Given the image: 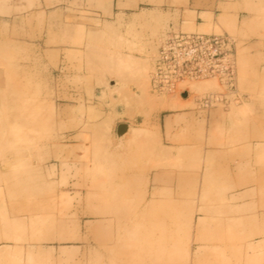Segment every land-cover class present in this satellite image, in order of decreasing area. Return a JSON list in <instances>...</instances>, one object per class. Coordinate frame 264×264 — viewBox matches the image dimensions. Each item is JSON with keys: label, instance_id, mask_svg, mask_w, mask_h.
I'll return each mask as SVG.
<instances>
[{"label": "rangeland", "instance_id": "rangeland-1", "mask_svg": "<svg viewBox=\"0 0 264 264\" xmlns=\"http://www.w3.org/2000/svg\"><path fill=\"white\" fill-rule=\"evenodd\" d=\"M106 1L0 0V264H264V0L235 90L186 97L150 83L171 14Z\"/></svg>", "mask_w": 264, "mask_h": 264}, {"label": "built area", "instance_id": "built-area-1", "mask_svg": "<svg viewBox=\"0 0 264 264\" xmlns=\"http://www.w3.org/2000/svg\"><path fill=\"white\" fill-rule=\"evenodd\" d=\"M237 42L227 33L186 32L176 27L164 33L151 73L156 93H171L191 81L217 79L235 90ZM187 92V87L180 93ZM218 94L204 97L206 105ZM238 99V98H237Z\"/></svg>", "mask_w": 264, "mask_h": 264}, {"label": "crops", "instance_id": "crops-1", "mask_svg": "<svg viewBox=\"0 0 264 264\" xmlns=\"http://www.w3.org/2000/svg\"><path fill=\"white\" fill-rule=\"evenodd\" d=\"M106 2L105 6L98 9L102 22L116 18L131 22L146 18L152 11L161 13L162 10L171 14L170 26L186 32L216 33L222 30L223 33L229 34L227 32L229 29L239 32L240 18L244 12L241 3L232 0H107ZM163 122L165 129L177 126V123L174 124L171 120ZM130 126L127 125V131ZM155 127H163L161 120L158 125L155 124ZM163 149L166 150L164 147Z\"/></svg>", "mask_w": 264, "mask_h": 264}, {"label": "bare ground", "instance_id": "bare-ground-1", "mask_svg": "<svg viewBox=\"0 0 264 264\" xmlns=\"http://www.w3.org/2000/svg\"><path fill=\"white\" fill-rule=\"evenodd\" d=\"M125 56V55H124ZM118 61V60H117ZM124 61H126V59L124 60ZM122 62H123V60H122ZM128 59H127V63L125 62V67H127L126 65H128ZM112 63V62H111ZM131 65V64H130ZM123 67H124V62H123ZM123 67H121V62L119 63V65H118V68H120L121 70H122V68ZM129 68V67H128ZM204 80H207V79H204ZM200 82V81H202V80H196V81H191L192 82V85H193V87L194 86H198V87H200V88H204V83L202 84V82L199 84V83H197V82ZM206 84V83H205ZM209 86V85H208ZM182 95H183V93H182ZM189 95V94H188ZM127 129H128V127L126 128V130H125V132L127 131ZM124 132V133H125ZM123 133V134H124ZM1 166V165H0ZM2 167L4 168V167H6V163L5 162H3L2 163ZM97 214V213H96ZM261 214V213H260ZM264 214V213H263ZM257 215V214H256ZM264 216V215H263ZM241 221V220H240ZM231 237V236H230ZM229 241V240H228ZM227 242V241H226ZM195 258V257H194ZM194 260V259H193Z\"/></svg>", "mask_w": 264, "mask_h": 264}, {"label": "water", "instance_id": "water-1", "mask_svg": "<svg viewBox=\"0 0 264 264\" xmlns=\"http://www.w3.org/2000/svg\"><path fill=\"white\" fill-rule=\"evenodd\" d=\"M187 95H188L187 92H184V93H183V96L186 97ZM126 128H127V125H126V124H122V125H120V126H119V129H118L119 134H123V132H125Z\"/></svg>", "mask_w": 264, "mask_h": 264}]
</instances>
